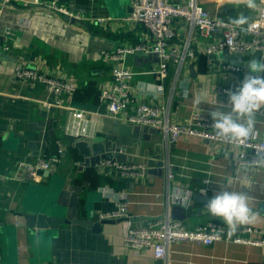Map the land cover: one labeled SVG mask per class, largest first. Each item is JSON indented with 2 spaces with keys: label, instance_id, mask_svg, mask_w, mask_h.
I'll list each match as a JSON object with an SVG mask.
<instances>
[{
  "label": "crops",
  "instance_id": "crops-1",
  "mask_svg": "<svg viewBox=\"0 0 264 264\" xmlns=\"http://www.w3.org/2000/svg\"><path fill=\"white\" fill-rule=\"evenodd\" d=\"M31 1L14 0L0 8V264H157L150 252L124 246L122 222L101 223L98 216L120 202L127 204L130 218L139 227L169 213L188 230L215 222L227 232L222 221L207 214L206 206L194 204V193L204 190L212 198L227 183L232 190L246 191L254 209L264 203V170L252 176V187L241 189L245 176L234 162L238 149H227L232 153L229 159L223 155V145L195 138L170 144L157 132L141 127L130 136L119 135L120 124L108 117L100 101L101 90L111 86L101 53L143 39L141 26L123 22L130 12L129 0H58L59 7L81 21L46 10L44 6L51 0H38V6ZM197 2L213 18L228 22L239 13L250 22L259 9V3L253 9L245 7V0H239V5L234 0ZM174 28L175 43L189 44L196 59L178 77L176 69L170 68L156 102L169 108L172 119L187 122L197 111L210 113L218 107L212 104L214 93L241 82L248 60L262 56L251 53L225 58L220 52L207 57L205 46L216 42L218 34L206 36L180 20L174 22ZM226 64L239 66L243 72L223 71ZM155 65L154 57L128 58V67L139 73ZM16 67L71 78L76 89L60 97V105L47 107L45 102L56 104L54 99L40 86L16 80ZM153 82V76L138 75L133 85L136 88ZM197 97L202 100L199 108L195 106ZM66 107L83 110L95 119V135L103 142L91 144L66 136ZM260 119L264 121V115ZM257 127L264 137V122ZM38 155L56 158L55 170L49 175L43 172L37 183L20 180L15 174L17 166L32 162ZM104 156L120 163L141 164L144 176L121 177L116 171L102 169L99 165L107 161ZM168 169L173 174L171 180ZM180 193H192L189 204ZM46 208L69 222L90 220L92 227L69 223L54 231L27 228L22 214ZM198 209L201 213L197 214ZM245 227L264 232V215L259 214L253 224L240 227L235 234L227 232L230 240L209 247L174 243L162 264H264V244L231 241L248 237L241 232ZM262 240L264 243V234Z\"/></svg>",
  "mask_w": 264,
  "mask_h": 264
},
{
  "label": "built area",
  "instance_id": "built-area-1",
  "mask_svg": "<svg viewBox=\"0 0 264 264\" xmlns=\"http://www.w3.org/2000/svg\"><path fill=\"white\" fill-rule=\"evenodd\" d=\"M14 0H1L0 8L8 7ZM38 6V0L31 1ZM58 0H51L45 4L46 10L53 14L63 15L65 18L81 21L79 16L69 14L59 7ZM130 12L123 18V22L141 26L144 37L135 45H121L112 50H104L101 58L109 69L111 86L102 89L100 101L105 106L110 119L119 124L131 127H141L153 130L162 135L166 142L175 144L181 139L195 138L214 145L215 140L209 113L197 111L187 122H180L170 117L169 108L156 102L163 92V84L168 77L170 68L176 69L178 77L181 70L191 64L196 55L189 44H176L174 22L183 21L191 29H198L206 36L218 34L216 42L205 46V54L210 57L227 51L229 56L240 58L251 53L264 55V0H260L257 14L251 19L246 32L235 29L228 21L213 18L197 0H129ZM102 21V20H98ZM133 56L154 57L156 65L146 72H136L128 67V58ZM223 71L235 74L243 72V68L231 64L222 66ZM138 75L153 76V83H143L134 87V79ZM14 77L23 84L40 86L47 96L54 99L56 104L45 102L47 107L60 105L59 98L72 94L76 89L75 81L71 78L46 74L38 68L16 67ZM240 82V81H238ZM222 88L214 93L212 104L227 105L225 90ZM184 96L186 92H183ZM136 95H142L149 101H143ZM68 110L67 123L63 133L73 139L91 140L96 137V120L87 116L83 110ZM243 158L250 159L253 152L264 151V142H254L248 146ZM242 157V153H239ZM58 160L45 155H38L32 162L17 166L16 176L20 180L37 183L43 172L52 173ZM102 169L118 172L121 177L133 174L144 176L145 168L141 164H126L116 160H107L100 165ZM168 179L173 178L168 169ZM112 195V194H111ZM100 221L123 223V244L135 251L150 252L155 261L167 260L169 247L174 243L189 242L209 247L218 241L230 240L226 228L215 222H209L188 230L181 222L171 219L170 214L148 221L143 227L136 226L130 218L127 204L117 202L113 210L103 212L98 216ZM242 234L231 239L234 243L263 246L262 230L251 227L242 229ZM218 233H220L218 235Z\"/></svg>",
  "mask_w": 264,
  "mask_h": 264
},
{
  "label": "clouds",
  "instance_id": "clouds-1",
  "mask_svg": "<svg viewBox=\"0 0 264 264\" xmlns=\"http://www.w3.org/2000/svg\"><path fill=\"white\" fill-rule=\"evenodd\" d=\"M256 0H245V7L255 8ZM239 5V0H234ZM229 23L240 32H246L249 17L239 13L229 18ZM264 58H252L247 62V74L233 91L226 89L227 105H220L209 113L213 121L211 129L218 144L224 146L225 158H232L228 148L238 149L242 157L235 159L238 170L245 176L243 187L253 186L252 176L257 171L264 170V151L253 152L250 159L243 158L248 146L254 142H264V137L258 130V124L264 122L260 119L264 115ZM202 100L197 97L195 106L199 108ZM252 174V175H249ZM192 193H180L185 204L190 203ZM201 194L206 195L204 190ZM251 197L244 190H232L227 183L221 185V190L206 204L207 214L211 218H218L227 227L229 235L235 234L240 227L253 224L260 209L251 206ZM220 233H218L219 235Z\"/></svg>",
  "mask_w": 264,
  "mask_h": 264
},
{
  "label": "water",
  "instance_id": "water-1",
  "mask_svg": "<svg viewBox=\"0 0 264 264\" xmlns=\"http://www.w3.org/2000/svg\"><path fill=\"white\" fill-rule=\"evenodd\" d=\"M260 2V0H256L255 4H258ZM73 21V20H71ZM222 54L225 56V58H229V55L227 53L226 50H224L222 52ZM261 58H264V55H262ZM191 75L194 76V72L193 70H191ZM264 75V74H262ZM239 86V83L236 82L232 85L231 89L234 91L237 87ZM140 128V127H139ZM138 127H131V126H127L125 124H120L119 125V135L120 136H130L132 134V132L134 130H137ZM88 142H90L91 144L96 143V142H103L102 138L99 137H95L91 140H87ZM104 141H108V138H105ZM106 159L108 158L107 156H104ZM106 160H112L111 158L106 159ZM118 162H121L117 159H115ZM47 175H49V173L46 172ZM211 197L210 196H206L203 194H199V193H194L192 195V201L194 202V204L196 205H203L206 206L208 200H210ZM260 214L264 215V203L260 204L259 208ZM201 213V210L198 209L197 210V214ZM54 212L48 208L46 209H42L39 212H25L22 214V218L25 221V225L27 226V228H36L38 230H57L59 228V226L63 225V224H76V225H80V226H85V227H92V222L90 220H86V219H78V220H73L71 222L65 220L64 218H59L53 215ZM109 221H101V223H108ZM112 223V222H111ZM157 264H162V262L157 261Z\"/></svg>",
  "mask_w": 264,
  "mask_h": 264
}]
</instances>
